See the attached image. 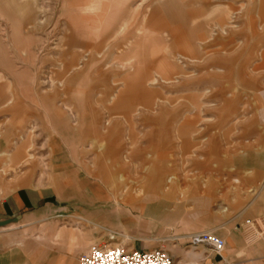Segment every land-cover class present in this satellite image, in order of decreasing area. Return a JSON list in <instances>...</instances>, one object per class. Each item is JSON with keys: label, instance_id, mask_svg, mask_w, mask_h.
<instances>
[{"label": "rangeland", "instance_id": "obj_1", "mask_svg": "<svg viewBox=\"0 0 264 264\" xmlns=\"http://www.w3.org/2000/svg\"><path fill=\"white\" fill-rule=\"evenodd\" d=\"M74 1L0 2V153L7 154L0 157V195L19 187L51 188L56 194L37 216L0 230L1 264L3 253L7 264H78L94 244L175 253L190 247L191 233L202 231L184 234L178 221L155 215V203L166 202L170 209L180 203L188 212L197 200L211 215L232 218L242 198L253 201L260 188L253 175L235 172L233 163L240 156L252 160L264 146V38L234 35L238 41L225 58H238L235 64L208 70L231 73L221 82L220 99L218 83L203 78L201 63L212 52L195 43L203 60H182L177 52L185 51L190 30L176 28L170 13L164 11L165 24L124 14L129 24L121 34L84 37L64 13ZM239 5L246 2L234 6ZM236 16L230 24L244 31L247 14ZM163 25L175 31L170 35L176 42L168 48L177 53L185 76L157 74L168 50L159 36ZM139 54V68H147L140 82L136 68L123 73L115 66ZM108 67L120 75L104 82ZM157 164L166 168V178L149 170ZM146 183L169 190L131 195L135 209L117 202ZM105 190L106 200L99 195ZM57 231L78 235L87 246L52 245Z\"/></svg>", "mask_w": 264, "mask_h": 264}, {"label": "crops", "instance_id": "obj_2", "mask_svg": "<svg viewBox=\"0 0 264 264\" xmlns=\"http://www.w3.org/2000/svg\"><path fill=\"white\" fill-rule=\"evenodd\" d=\"M7 3L9 0H0V2ZM20 2V0H18ZM246 5H239L235 7L236 2L239 4V0H75L69 3L65 8V14L68 16L70 26L73 31L84 37H90L92 35L102 37L107 33L121 34L128 27L127 19H123L124 14H128V19L132 17H148L157 18L159 24H165V13H170L173 16L174 24L176 28L190 30V33L185 42V51L178 50V56L186 61L195 62L202 61L197 57L198 47L195 43H200L203 50H209L212 52V58L205 59L201 64L205 69L203 72L205 79H214L218 85V98L223 99L225 96V89L221 87V82H224L231 73H226L223 70H219L220 74L209 73V69H224L225 64L232 62L230 67L235 64L238 58H225L227 55V48L237 43V36L239 40H254L256 38H264V27L261 26L264 22V0H244ZM15 2V1H14ZM137 2L143 3L138 5ZM233 2V3H232ZM177 3V4H176ZM235 3V4H234ZM1 4V3H0ZM16 4V3H15ZM28 4H22V8L25 9ZM179 8V9H178ZM247 14L243 19L245 30L236 32L238 28H235L237 21L233 18L238 13ZM248 12V13H247ZM237 17V16H236ZM144 18V19H145ZM230 21L225 23V20ZM120 19V20H117ZM160 21L162 23H160ZM234 22L233 24H230ZM249 22L248 26L247 23ZM168 25V22L166 23ZM166 25L162 28H158L159 36L165 41L176 42L173 35L174 29L166 31ZM260 27V28H259ZM217 34L214 38L212 35L213 30H216ZM244 32V33H243ZM242 33V35L240 34ZM240 34V35H238ZM141 34H138L140 36ZM234 35H237L234 39ZM148 39V38H146ZM226 41L224 43H217L216 41ZM145 40V36L143 38ZM170 44L167 45V48ZM171 46V45H170ZM172 48H168L166 56L163 58L156 67L158 76L172 74L175 76H185V72L178 64V60ZM264 54V53H263ZM125 55H120L119 58L123 59ZM264 57V55H263ZM141 56L132 55L130 58L116 63L117 69L121 72L129 68L134 69V75L139 77V82L143 81V75L147 68H139L142 62ZM135 60V61H134ZM188 62V63H189ZM102 69V68H101ZM97 71V70H96ZM100 71V70H99ZM141 72V73H140ZM143 72V73H142ZM142 75V76H139ZM120 75L117 71H111L108 67L103 73V81L108 82L111 77H118ZM160 80L166 81L163 77ZM149 82L154 85L157 82L156 79H149ZM220 82V83H219ZM220 84V85H219ZM109 126V123H107ZM7 136V135H5ZM0 138L2 136L0 135ZM5 138V137H4ZM0 157H7L6 153H0ZM252 160H243L242 156L234 160L233 167L235 172L247 173L253 175V183H257L260 188L253 201H246L242 198L238 203L236 213L232 218L218 217L212 212L210 214L209 208L205 207L204 203L200 201H194L193 204H188L184 211L182 204H175L171 209L168 208L169 204L163 201L155 203L152 207L157 212V217L163 216L172 221L171 224H175L178 221L185 232L189 233L193 230H201L202 232L212 231L218 238L224 241V249L220 253H215L209 247H184L185 249H179L175 253H168L173 261L177 264H264V236L260 231H264V146L263 148L251 155ZM126 163H129L127 161ZM124 163V164H126ZM151 173L155 175V178L167 177L166 168L161 165H152L148 167ZM150 173H147L143 178L149 177ZM169 179V178H167ZM104 187L103 183L100 182ZM68 189H71L70 187ZM99 189V188H98ZM106 189V187H105ZM58 189L56 188V191ZM107 190V189H106ZM105 190V191H106ZM166 186H155L146 183L141 186V191L129 192L125 198H121L120 201L123 204L122 207L129 206L135 209L137 202H134L135 198L131 195H147L151 192L158 193L168 191ZM107 191H99V195L106 200ZM113 196H118V192H113ZM123 195V194H121ZM56 199V194L51 188H30L19 187L16 191L0 195V230L18 224L23 220H29L37 216L38 211L44 207L49 208L52 202ZM129 201V202H128ZM151 204V203H150ZM166 204V205H164ZM164 207H163V206ZM149 206V205H148ZM201 216L203 218H201ZM210 217L212 218L210 220ZM201 218V219H198ZM248 223V224H247ZM168 240H171L168 238ZM52 245H59L68 249L69 245L75 243L78 248H85L88 240L79 238L78 235L68 234L63 235L61 231H57L56 234L50 240ZM137 250V249H136ZM13 254V255H12ZM3 264H7L4 253L1 255ZM11 258L17 257V253H9ZM16 259V258H15ZM12 261L11 259H8ZM18 261L14 260V264ZM1 264V263H0Z\"/></svg>", "mask_w": 264, "mask_h": 264}, {"label": "built area", "instance_id": "obj_3", "mask_svg": "<svg viewBox=\"0 0 264 264\" xmlns=\"http://www.w3.org/2000/svg\"><path fill=\"white\" fill-rule=\"evenodd\" d=\"M248 224V223H247ZM264 236V231L261 232ZM190 247H209L215 253L224 249V241L211 232H195L188 237ZM78 264H177L163 250H125L121 247L90 245L78 258Z\"/></svg>", "mask_w": 264, "mask_h": 264}, {"label": "bare ground", "instance_id": "obj_4", "mask_svg": "<svg viewBox=\"0 0 264 264\" xmlns=\"http://www.w3.org/2000/svg\"><path fill=\"white\" fill-rule=\"evenodd\" d=\"M129 202V201H128ZM209 232V231H208ZM211 233H213L212 231H211Z\"/></svg>", "mask_w": 264, "mask_h": 264}]
</instances>
